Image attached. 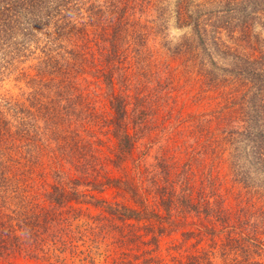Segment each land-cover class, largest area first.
Instances as JSON below:
<instances>
[{
	"label": "trees",
	"instance_id": "trees-1",
	"mask_svg": "<svg viewBox=\"0 0 264 264\" xmlns=\"http://www.w3.org/2000/svg\"><path fill=\"white\" fill-rule=\"evenodd\" d=\"M171 18L188 29L174 48L163 42ZM256 25L264 29V0H0V83L29 88L0 94V261L51 240L56 247L49 254L96 264L90 249L76 244L85 238L53 234L62 224H91L84 219L93 215L81 206L91 204L129 228L138 223L159 235L169 229L193 244L171 260L141 247L111 264H264V183L246 187L264 177V37ZM159 45L193 62L221 100L211 111L192 113L187 158L180 167L164 165L171 177L158 208L136 186L135 204L110 202L95 192L128 181L108 176L104 160L127 167L146 125L131 116H148L152 102L136 92L135 77L144 71L152 78L155 69L145 57L136 66L132 57ZM94 82L108 102L102 114ZM87 116H112L113 158L103 156L100 140L86 138L101 122ZM212 154L245 184L240 197L251 192L252 203L241 198L237 207L221 191ZM204 238L209 242L200 246Z\"/></svg>",
	"mask_w": 264,
	"mask_h": 264
},
{
	"label": "rangeland",
	"instance_id": "rangeland-1",
	"mask_svg": "<svg viewBox=\"0 0 264 264\" xmlns=\"http://www.w3.org/2000/svg\"><path fill=\"white\" fill-rule=\"evenodd\" d=\"M201 1V0H197ZM165 36L163 42L166 46L170 45L174 48L183 36L188 32V29L179 28L176 20L171 18L169 24H166ZM255 31L259 36L264 37V29L256 25ZM155 52H149L147 56L132 57V61L136 59V66H141L140 60L145 57L146 62L155 69L152 78H147L148 75L142 72L135 78L137 79L136 92L143 96V100H151L146 102V106L150 110L148 116H131L130 121L144 120V134L145 136L139 139L137 147L133 151V155L129 157L127 167L113 166L107 159L106 163L107 175L114 178H121L128 181L123 184V188L114 186L105 187L103 192H95L98 196L104 197L110 202H120L122 204L133 205L135 204L132 197V186H136L142 194L147 196L150 204L158 208L160 194L164 192L168 185L170 178V168L167 163L175 162L179 167L187 158V146L192 142V138L186 141V134H192V113H199L211 111L215 109L221 97L214 88L203 80L201 71L197 66L190 61H185L182 57L172 51H169L164 45L155 47ZM147 66V65H146ZM140 69H143L142 67ZM162 82L159 84V82ZM97 82L92 83L91 90L95 104L98 107L100 114L108 109V102L106 98L100 94L101 90L97 87ZM159 84V85H158ZM206 84V85H205ZM143 87V88H142ZM143 90V93H141ZM29 88L22 81L6 80L0 83V94L5 92L13 95H20L22 92H28ZM154 101V102H153ZM171 101V103H170ZM168 102V106L159 107L160 103ZM166 104V103H165ZM89 117V116H87ZM96 117L100 123L98 128L91 130L86 134L88 139L100 140L99 144H103L100 148L103 150V156H115L116 140L108 133L109 119L112 116H90L89 118ZM195 117V116H194ZM143 118V119H142ZM92 124V123H91ZM214 165L216 173L220 174V182L222 184L221 191H223L233 204L240 206V199H243L242 204L252 203V193H244L240 197V193L246 192L241 186H245L239 182L235 173L229 167L223 166L220 168L219 158L215 155H210V169ZM69 173L73 176L82 177L83 174L76 170L74 167L67 166ZM41 170H45L41 167ZM48 180H53L51 175H47ZM45 178V176H42ZM197 179H200V172H198ZM202 182V180H201ZM257 183V184H256ZM264 183V177L258 174L251 182L246 183L247 188H254L259 184ZM40 190V189H39ZM129 190V191H128ZM252 190V189H251ZM233 191V192H232ZM237 193V194H236ZM86 212L93 215L91 220H87L91 224L80 225H65L62 224L53 233L57 235L62 234L72 237L85 238L84 240L76 243L78 247L90 249L94 258H89L91 261H96V264H111L113 261L118 260L123 253L128 252L131 256L138 254L144 249H153V253L161 255L167 260L172 259V255L185 254L192 247L189 244L192 242L186 241L185 236L181 232L170 233L169 229L162 235L156 229L141 228L140 224L136 223L135 227L129 228L124 226L120 220H115L111 215L107 214L104 210L94 207L91 204H81ZM123 225V226H122ZM149 235H146L148 233ZM71 233V234H70ZM157 234V240L153 239V234ZM51 232L47 233L48 238ZM64 235V236H66ZM144 235V236H143ZM132 240H128V237ZM142 236V237H141ZM50 239H54L53 236ZM149 240L144 241L143 240ZM197 239H194L195 242ZM209 240L204 238L200 246L207 245ZM137 244H141L140 247ZM42 249L36 247L33 252L29 254H19L5 261H0V264H77V258L68 256H56L49 254L50 249L56 247L51 240L46 243L40 242ZM193 245V244H192ZM188 250V251H187ZM54 253V252H53ZM84 254V253H82ZM82 254L77 255L80 257ZM88 259V258H87Z\"/></svg>",
	"mask_w": 264,
	"mask_h": 264
}]
</instances>
